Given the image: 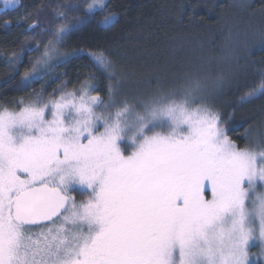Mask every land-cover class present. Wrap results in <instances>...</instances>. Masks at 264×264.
Segmentation results:
<instances>
[{"label":"snow or ice","instance_id":"6c2138e0","mask_svg":"<svg viewBox=\"0 0 264 264\" xmlns=\"http://www.w3.org/2000/svg\"><path fill=\"white\" fill-rule=\"evenodd\" d=\"M106 6L91 0L85 16ZM73 28L56 27L49 46ZM92 59L109 73L107 101L86 76L47 101L0 105V264H253V241L264 256V136L231 140L199 79L129 99L112 62ZM261 98L264 73L241 102Z\"/></svg>","mask_w":264,"mask_h":264},{"label":"trees","instance_id":"16d2710c","mask_svg":"<svg viewBox=\"0 0 264 264\" xmlns=\"http://www.w3.org/2000/svg\"><path fill=\"white\" fill-rule=\"evenodd\" d=\"M19 1L17 8L0 11V105L16 109L18 100L47 101L61 90L79 88L86 76H95L94 93L107 101L109 73L92 59L102 52L113 64L110 71L118 76L122 97L149 96L196 78L239 147L264 136V98L241 102L264 73V0H106L104 11L92 17L84 12L91 0ZM109 15L116 22L101 27ZM34 21L49 31L26 32ZM61 24L78 25L56 44L67 58L24 87L22 80ZM25 48L33 51L25 54Z\"/></svg>","mask_w":264,"mask_h":264},{"label":"rangeland","instance_id":"374dc122","mask_svg":"<svg viewBox=\"0 0 264 264\" xmlns=\"http://www.w3.org/2000/svg\"><path fill=\"white\" fill-rule=\"evenodd\" d=\"M232 1L242 3L241 0H232ZM105 2H106V0H105ZM19 3H20V1H19ZM15 8H17V7H15ZM9 9H12V8H9ZM1 10H3L2 4H0V11ZM34 23H37V21H34L33 24ZM65 25H68L70 27V24H65ZM47 50H48V55L45 56V53H44L42 58L37 62L35 69L26 75L36 74V75H38V77H40V76L50 72L52 64H54L56 62H60V61L67 58V56L65 54H61V51H58V48L56 45H55L54 49L51 46H48ZM91 83H94V82H91ZM66 91H69V90H66ZM92 94L96 95V93H94V92ZM32 101H35V100H32ZM16 110H18V109H16ZM258 141H259L258 138H253V140L250 142L251 144L249 146L255 147L256 142H258ZM73 195L77 196L75 193H73ZM209 198H210V194H209ZM77 200H79V199L77 198ZM261 247L262 246L258 241H253L250 245L249 253H250V257L253 260V264H264V256H260Z\"/></svg>","mask_w":264,"mask_h":264}]
</instances>
